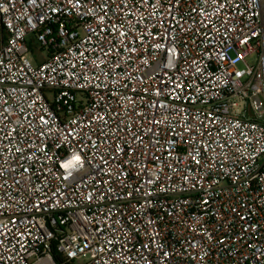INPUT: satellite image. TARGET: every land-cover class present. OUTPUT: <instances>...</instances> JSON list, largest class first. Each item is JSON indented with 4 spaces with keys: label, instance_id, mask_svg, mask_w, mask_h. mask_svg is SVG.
<instances>
[{
    "label": "built area",
    "instance_id": "2783aa9c",
    "mask_svg": "<svg viewBox=\"0 0 264 264\" xmlns=\"http://www.w3.org/2000/svg\"><path fill=\"white\" fill-rule=\"evenodd\" d=\"M0 264H264V0H0Z\"/></svg>",
    "mask_w": 264,
    "mask_h": 264
},
{
    "label": "rangeland",
    "instance_id": "374dc122",
    "mask_svg": "<svg viewBox=\"0 0 264 264\" xmlns=\"http://www.w3.org/2000/svg\"><path fill=\"white\" fill-rule=\"evenodd\" d=\"M32 50H33V56H35L36 58H40V57L45 55V53H43V52L40 53L39 50H37L35 47H33ZM255 60H256V57L252 58L251 60H249L248 63L250 65H254L255 64V62H254ZM243 68H244V66H240V69H243Z\"/></svg>",
    "mask_w": 264,
    "mask_h": 264
}]
</instances>
